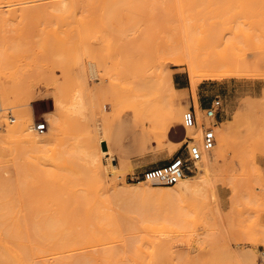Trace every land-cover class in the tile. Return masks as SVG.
<instances>
[{
  "label": "rangeland",
  "instance_id": "374dc122",
  "mask_svg": "<svg viewBox=\"0 0 264 264\" xmlns=\"http://www.w3.org/2000/svg\"><path fill=\"white\" fill-rule=\"evenodd\" d=\"M0 51V83L14 105L0 122V172L11 180L0 185V214L44 223L47 236L32 244L34 258L19 252L23 264H111L100 253L113 240L86 235L83 222L94 194L123 188L136 219L132 235L147 239L148 251L154 242L171 246L170 257L141 263L245 264L236 254L255 245L257 261L264 250V0H0ZM178 58L182 64L172 65ZM209 66L241 77L199 81ZM167 72L183 91L165 88ZM82 88L90 95L74 114L69 103ZM215 97L220 117L207 120L203 110ZM194 101L200 130L231 124L224 147L214 133L205 153L212 164L202 195H173L172 186L147 182L131 188L142 182L132 177L181 151L182 115ZM185 103L177 116L174 108ZM39 122L44 133L33 130ZM107 148L116 172L128 171L107 173L101 184L86 158ZM72 199L80 204L78 221L66 224L61 210Z\"/></svg>",
  "mask_w": 264,
  "mask_h": 264
},
{
  "label": "bare ground",
  "instance_id": "6f19581e",
  "mask_svg": "<svg viewBox=\"0 0 264 264\" xmlns=\"http://www.w3.org/2000/svg\"><path fill=\"white\" fill-rule=\"evenodd\" d=\"M3 60H4L3 54L0 51V68L3 66ZM179 64H182V60L180 58H178L177 61L172 62V65H179ZM187 65L189 67V75L191 78L190 85L191 88L195 90L197 85L195 81V77L197 75L196 72L192 69V66L189 63H187ZM97 73L98 71L95 63L89 61L88 75L90 79L95 81L98 78ZM198 77H199V81H217V80H224L231 78H240L241 76L232 70L226 71L220 69L219 67L209 66L206 70L199 73ZM163 82L165 88L170 92L184 90V89L183 90L175 89L172 73L167 72L164 76ZM89 95H90V91H87L84 88L80 89V91H78L75 96L77 101L69 103V110L73 111L74 114L75 112L76 113L82 112V110H84L83 106L85 105V98L89 97ZM178 105L176 108H174V113L176 111L177 116L180 115L181 112L180 110L186 108L187 106L186 103L184 105H180V104ZM13 107L14 105H13L11 92L8 89L2 87V84L0 83V122L3 118V112L5 110L9 111ZM193 107L197 113L199 114L201 113L197 101H194ZM67 110H68V106H67ZM23 118H24L23 115L20 114L17 115L18 124L14 127L9 128L7 133L8 140H12L16 136L17 134L16 129L19 128L18 126L21 124ZM207 120H211V119H207ZM230 126L231 124L229 121L220 122L214 126L213 132L219 135V138L217 139V143L220 148H223L227 142V135ZM201 131H202V127L200 130L199 127L197 128V124H196V126L193 128L185 129V137L186 138H193V136L197 137L196 143H195V137L193 138L194 139L193 142L195 144L200 145ZM111 156L112 155H110V152L108 151L107 148L106 151L101 149L100 151L97 150L96 152L94 151L92 153H89L86 158L89 159V161L86 162H89V165H91L92 168L94 167L96 174L98 173V175L100 176L101 184H103L104 182L105 174L109 173L110 175L119 176L120 171L121 173L124 174L125 170H127L125 169L126 167L124 168L120 167L118 174L115 170L116 167L111 163V161L113 160ZM101 157H104L106 162H102ZM207 158H208L207 154H205V152H202V158L200 162L197 164L198 170L196 174L191 177L189 176L182 178L176 184L171 185L172 187H170V189L172 190L171 193L173 195L186 196L193 194L200 195L202 193L203 187L207 184L206 183L207 176L210 172V166L212 164V160H209ZM28 169L30 170L31 167H28ZM10 182L11 180L8 176H6V173L0 172V185H2V187L3 186L6 187ZM142 183L146 184L145 182L142 181L137 184H130L129 186L133 188L139 186ZM126 191L127 188H123L122 191L112 192L111 195H109L106 198H103L101 194H94V196L90 199L92 200V207L88 210L83 222L85 234L89 236L90 235L95 236L96 234H99V236L110 238L114 242V245L112 247L102 249V252L100 253V260L104 259V262L106 263L110 262L111 264H129L128 262L130 260L135 261L137 264H143L141 263V261L143 260L144 257L155 259L157 261H161L162 257H170L172 252H171V246L169 244L162 242H154L151 246V251H148L146 246L149 244L148 240L145 238L137 239V237L132 235V230L135 226L136 219L132 215L130 202L122 198V195ZM71 201L72 202L69 206L63 205L61 210L62 217L60 220L66 224H70V223L76 224L78 221V212L80 210V204L73 199ZM42 224L44 223L37 221L35 222L33 220L27 221L26 219L21 220L16 217L10 218L6 213H1L0 214V264H23L19 252H22L28 258H34L35 255L31 251L33 250L31 246L35 241H42V238L44 236L43 234H45L42 233L43 230ZM44 237L45 239H47L46 238L47 236ZM79 241L80 238H77L72 242L77 243ZM256 251H257V246L255 245L251 248V252L240 251L239 253L236 254V257L237 259H240L243 262H245V264H257L254 255ZM45 262L33 260L31 264H48ZM54 264H87V261L84 258H82V260L71 259L67 261H65L64 259L55 262Z\"/></svg>",
  "mask_w": 264,
  "mask_h": 264
},
{
  "label": "built area",
  "instance_id": "2783aa9c",
  "mask_svg": "<svg viewBox=\"0 0 264 264\" xmlns=\"http://www.w3.org/2000/svg\"><path fill=\"white\" fill-rule=\"evenodd\" d=\"M221 101L215 97L209 105L203 110L205 118L217 119L221 112ZM197 124L194 109H189L182 115V127L193 128ZM47 129L45 122L35 124L33 130L42 133ZM193 138H186L182 149L168 162L159 167H154L132 177L134 181H143L154 185L171 186L180 179L195 175L198 168L197 164L202 158V152H209L215 145V135L211 128L202 127L200 145L195 144ZM258 264H264V250L258 252Z\"/></svg>",
  "mask_w": 264,
  "mask_h": 264
},
{
  "label": "crops",
  "instance_id": "0c3cea01",
  "mask_svg": "<svg viewBox=\"0 0 264 264\" xmlns=\"http://www.w3.org/2000/svg\"><path fill=\"white\" fill-rule=\"evenodd\" d=\"M172 78H173V83H174V84H179V83L181 84V83H182L181 80H177L175 77H172ZM202 82H203V81H202ZM200 83H201V82H200ZM200 83H199V84H200ZM182 88H183V87H182ZM182 90H183V89H182ZM203 104H205V101H204V100L199 101V105H200V107H202ZM205 105H206V104H205ZM207 106H208V104L206 105V107H207ZM206 107H205V108H206ZM219 117H220V116H218V118H219ZM169 160H170V159H168V158L165 159V160H162V162L158 163V165H159V166H162V165H164L166 162H168Z\"/></svg>",
  "mask_w": 264,
  "mask_h": 264
}]
</instances>
